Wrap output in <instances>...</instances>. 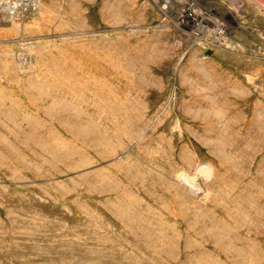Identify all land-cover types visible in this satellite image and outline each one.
Returning <instances> with one entry per match:
<instances>
[{
	"label": "rangeland",
	"instance_id": "1",
	"mask_svg": "<svg viewBox=\"0 0 264 264\" xmlns=\"http://www.w3.org/2000/svg\"><path fill=\"white\" fill-rule=\"evenodd\" d=\"M189 1L0 0V264H264V0Z\"/></svg>",
	"mask_w": 264,
	"mask_h": 264
},
{
	"label": "built area",
	"instance_id": "2",
	"mask_svg": "<svg viewBox=\"0 0 264 264\" xmlns=\"http://www.w3.org/2000/svg\"><path fill=\"white\" fill-rule=\"evenodd\" d=\"M179 22L188 24L197 39H208V43L216 46H228L224 24L211 11L197 10L193 0L183 6Z\"/></svg>",
	"mask_w": 264,
	"mask_h": 264
},
{
	"label": "bare ground",
	"instance_id": "3",
	"mask_svg": "<svg viewBox=\"0 0 264 264\" xmlns=\"http://www.w3.org/2000/svg\"><path fill=\"white\" fill-rule=\"evenodd\" d=\"M188 179V178H187Z\"/></svg>",
	"mask_w": 264,
	"mask_h": 264
}]
</instances>
